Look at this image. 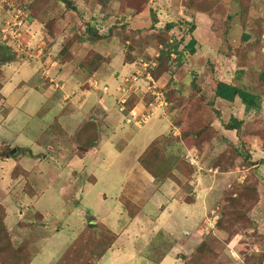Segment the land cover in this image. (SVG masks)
<instances>
[{
	"label": "rangeland",
	"instance_id": "1",
	"mask_svg": "<svg viewBox=\"0 0 264 264\" xmlns=\"http://www.w3.org/2000/svg\"><path fill=\"white\" fill-rule=\"evenodd\" d=\"M8 25L16 27L6 37ZM58 37L53 51L51 39ZM193 40L195 53L190 54ZM8 46L9 54L2 51ZM162 50L172 54L163 58L161 69ZM37 51H43L44 67L35 59ZM128 54L135 57L131 64ZM47 56L79 64L67 75L70 84L74 72L80 74L74 84L89 75L108 81L112 76L119 84L113 89L109 81L110 94L123 93L121 105L132 96V81L124 78L135 75L140 60H156L153 73H163L154 79L170 98L169 106L132 115L131 124L136 118L134 125L142 126L137 131L125 124L116 99L104 94L107 88L100 85V92L92 91L94 77L84 85L91 90L68 83L56 89L46 79L52 76ZM84 62L93 65L86 69ZM24 70L30 72L27 78L21 76ZM1 77L7 82L6 94L22 79L28 88L20 86L0 97V264H264V0H0ZM217 80L258 96L260 110L247 112L239 98L233 103L216 99ZM43 84L48 98L36 91ZM136 88L144 96L145 89ZM85 93L93 99L81 109L73 99ZM66 95L72 100L64 102ZM100 98L115 121L106 118ZM231 118L243 121V133L225 128ZM209 120V134L214 133L202 153L177 143L182 131L178 125L198 129ZM95 121L103 133L116 136L103 137L101 150L87 152L96 129L89 124ZM84 128L90 133L80 134ZM131 128L137 133L134 138L121 132ZM163 134L164 158L155 163L160 176L154 177L162 184L177 172H198L191 182L184 176L188 181L183 179L181 186L186 202L196 197L209 213L204 226L209 235L200 247L184 228L173 230L159 212L137 226L138 220L133 227L129 224L126 199L142 207L152 198L151 185L136 191L129 187L145 173L134 164V156ZM129 141L133 148L123 158L128 163L116 166L120 149L129 148ZM180 154L191 168L180 162ZM121 184L125 187L120 194ZM160 201L155 194L150 211H157ZM195 217H202L201 212ZM196 226L192 223V231ZM173 248L178 250L175 258L157 260Z\"/></svg>",
	"mask_w": 264,
	"mask_h": 264
},
{
	"label": "crops",
	"instance_id": "2",
	"mask_svg": "<svg viewBox=\"0 0 264 264\" xmlns=\"http://www.w3.org/2000/svg\"><path fill=\"white\" fill-rule=\"evenodd\" d=\"M39 34H40V36L42 38V30H40ZM59 38L60 37L55 38V39H51V41H52L51 47H55L54 49H52L53 51H56L57 48H58V40H59ZM31 53H32V55H30V57L35 58L34 57V53L33 52H31ZM42 53H43V51H37V55H39V56H36V58H35V59H38L39 64H40V67H44L43 60H45V59L43 57L41 58V54ZM24 62H26V61H24ZM47 62H51L50 64H51L52 69L50 71L52 73V76H47L46 79H50L49 80L50 82L56 83V85H55L56 86V89L63 90L65 88L66 84L68 83L67 85L72 86V87H76V88H80L82 91L83 90H91L90 88L89 89L88 88L87 89L84 88V85L88 84V82H90L89 79H91L92 77H94L93 78V82H94V86L95 87L92 88V91L100 92V90H99L100 85L103 88H107V92L104 93V94L105 95H111L112 97H114L116 99V102H117L119 111L122 114L125 115V124L128 125V126L131 125V127L135 128L137 131L142 130V126H139V128H138L137 126L134 125V121H135L136 118L133 119V124H131L132 115L134 117L135 114H138L137 112L145 111L147 108H150V106L154 103L155 98L152 95V92H153V89L152 88H154V90H156V92H163V87L160 85L161 82L160 81L157 82V80L154 79L152 73H151V75H152V78H153V82L148 81L147 78H145V74L143 73L144 70H141L140 72H142V73L139 74V77L142 79V81H138L137 80L136 82H134L135 84H133L131 82L129 84L130 85H133V86H137L139 88H142V91L145 89L144 90V96H140V94L137 93V88H136V91L135 92L130 93V96L133 95V94L136 95L138 97L139 101L129 111L127 109L126 104H127V102L129 101V99L131 97L128 98V100L126 101L125 104L121 105L118 99L121 98V96L123 95V93L118 94V96L115 95V92H113L112 94H110L111 89H110L109 86L112 85V87L114 89L119 84L118 82H114V78H112V76L108 77L110 79L109 81L111 83H113V84L110 83L111 85L109 84L108 79L103 80L101 78L102 79L101 80V79L98 78V75L97 74H95V75H89L88 77L83 74L82 76H85L86 78H84L82 81H77L76 82L77 84H74L75 83V79H78L79 78V75H80V74L74 72V74L71 76L74 81H73L72 84H70L69 82H67L68 81V78H69L67 75H70L69 73H73V71H75L76 68H75L74 64L75 65H79V64H76L75 61H69V60L63 62L60 59H55V58L53 59L50 56H47ZM66 64L68 66H65ZM82 67H85L86 69H88V64H86V62H84L83 65H82ZM132 67H134V66H132ZM133 71L134 70H132V72ZM61 72H62V74H61ZM10 74H11V78H12L14 74L13 73H10ZM115 74L116 73H114V76H115ZM29 75H30V72L29 71H25L24 70L21 73V76L24 77V78H27ZM39 76H40L39 79L42 82L44 80H46L44 78L45 74L39 73ZM66 79H67V81H66ZM57 80H59V81L57 82ZM124 81H126L125 78H124ZM6 84H7V82L1 77V80H0V86H1L0 94L2 95L3 98H4V96L6 97V96L11 95V94H14L18 90H20L19 89L20 86L22 88L26 89V90L28 88L27 81L22 79V81L20 82V84L18 85V87L15 88L13 90V92H9L8 94H6L5 93ZM43 85H44V87L42 86V88H41L42 90H39L40 87H36V91L39 92V93L44 94L48 98L49 95L47 93L49 91L46 89L45 84H43ZM1 91H2V93L4 95L1 93ZM50 93H51V91H50ZM163 94L165 96V93L164 92H163ZM148 95H150L151 97H153V102L150 103L149 105H147V102H146V100H147L146 97ZM68 99H71L68 95H66V96L63 97V101L64 100H68ZM92 99L93 98L89 94L85 93V94H82L79 97H76L75 99H73V103L74 104H81L82 105V108L81 109H84L86 106H88V105H90L92 103ZM165 100L167 102L166 96H165ZM98 102H99V106L101 107V109L106 113L105 114L106 118H108L111 121H115V119H117V118L110 117V116L107 115V113L109 112V109L106 106L105 100H103V99L100 98L98 100ZM168 106H169V103L167 102V106H165L164 108H166ZM121 121L124 122V120H121ZM159 121H162V120L159 119ZM89 127H92V128L96 127V129L95 128L93 129V130H95L94 131L95 136L93 138L94 139V143H91V145L89 147V148H92V149H90V150L88 149L87 152H89L91 150H95V149L101 150V148L103 146H105L103 144V137L105 139L107 137V139L110 140V139H113L116 136V134L109 136V134L103 133V131L96 125V121L93 122L92 124H89ZM169 127H171V126H169ZM84 130H88V129H85L84 128L83 130H80L79 133L81 134ZM134 131L135 130L132 129V130H122L121 132L122 133H127L128 132L127 133V137L128 138H131V137L134 138V136L137 134ZM87 132L90 133V130H88ZM87 132H83V133L85 134ZM102 134H104V135L102 136ZM163 135L166 136V134H163ZM175 135L178 136V134H176V133H175ZM112 136H114V137H112ZM160 136H162V135H160ZM160 136H158V137H160ZM157 138H155L153 141H155ZM153 141H151L147 145H145L147 147L145 148L144 151H143V149H144L145 146H143V148L139 152H137L135 154L134 159H133L134 160L133 162H134V164H137V167H138V165H140V162H139L140 157L145 153V151L149 148V146L151 145V143ZM107 142L110 143L109 141H107ZM128 146H129V148L120 149L119 158H118V161H117V165L116 166H118V165L121 166L124 163H126V164L128 163V162H125L126 160L123 159V158L125 156L129 155V153H130L129 149L130 148H133L131 146V141H129ZM137 149H140V147L137 148ZM112 152L115 153L116 151H112ZM140 167L142 168L141 171L145 172L139 178H137V180H139L140 183H133L132 182V184L129 185V187L131 188L132 191H136V190H141L145 186L151 185V187H152V192H151L152 193V198L148 201L147 205H144L142 207H139L137 203L131 202L128 199L125 198L127 200V202H128V205H132L133 206V208L132 207L131 208H128L127 207L128 211L130 212V219H129L130 226L133 227L134 223L137 220L138 221L136 222V226L138 225V222L139 221H148L153 215L156 214V212H159V215H162L163 218H165L166 220L172 222L171 223V226H172V229L173 230H175V228L177 226H180V227L184 228V231L183 232L186 231L185 232V235L187 237H189L190 240H194L193 243L196 244V245H199V247H200L204 243L206 237L209 235V232L206 231V230H204V226L206 224L205 223V219L208 218V214L209 213H208V210H206V205H202L201 201L195 202L194 199L196 197H194L193 201H191L190 203H188V202L185 201L184 196L186 194L182 190V186L179 185L177 183V181H180L182 183V185H185L186 182H183L184 181L183 179H186V178L181 173H178L177 172L176 174H173V176H175L177 178V181L171 179V177L168 180V178H169L168 177L165 181H162L163 183L161 184V181L158 182L153 175H151L148 171H146V169H144L141 165H140ZM116 169H118V168L116 167ZM138 169H140V168H138ZM177 174L181 175L182 177L181 178L177 177L176 176ZM194 174L195 175L193 176V178H191L190 182L191 181H194L195 179H197L196 176L198 175V172L197 173L195 172ZM124 179L125 178H123V180ZM123 180L121 179V183L123 182ZM186 181H188V180L186 179ZM124 187H125L124 184H121L120 185V188H119V193L120 194L122 193ZM155 194H159L160 195V200L161 201H160V204L157 207V211L155 210L154 212H152V211H150L148 205L150 204V201L152 199H154ZM208 196H206V197L208 198ZM210 196H212V195L210 194ZM119 199H120V201L122 203H124L123 200L121 199V197ZM162 202H164V204H163L164 206L163 207H165V209L161 207ZM210 202H211V200H210ZM204 209L206 210V214L205 213L203 214ZM195 210H196V212H195ZM163 211H164V214H162ZM210 211L212 212L211 209H210ZM200 212H201V216L202 217H200L198 219L195 216L197 214H199ZM159 220L161 221V219L159 218L157 220L158 223H160ZM194 222H197V226L192 231L191 227H192V223H194ZM99 226H102V228L105 229V230L107 228L103 224H101ZM209 227H212V224L211 223H209ZM158 250H160V249L158 248ZM198 250L200 251V248ZM164 251H167V252H163L161 254V257L159 259H157V260L159 262L163 261L165 263H168L169 260L175 258V256H176V253L175 252L178 251V250L176 248H173L172 250L171 249L170 250L165 249ZM185 257L183 255H180L178 258L182 261V260H185ZM195 263H197V260L195 261Z\"/></svg>",
	"mask_w": 264,
	"mask_h": 264
},
{
	"label": "trees",
	"instance_id": "3",
	"mask_svg": "<svg viewBox=\"0 0 264 264\" xmlns=\"http://www.w3.org/2000/svg\"><path fill=\"white\" fill-rule=\"evenodd\" d=\"M63 1H67V0H63ZM172 27H173V25H170V24L168 25V29H172ZM163 42H165V41L163 40L162 43ZM194 44H195V41L193 40L188 45V49L190 50V52H189L190 54L195 53ZM9 49H10L9 47H5V50L3 49L2 51H4V52L6 51V53L9 54L10 53ZM171 54H172V50H167L166 52L164 50H162V52L160 53L161 58L159 60L161 61V63H160L159 68L162 69L165 67V63L162 60H163V58L165 60H168L170 58ZM128 56H129L128 58H130V57L134 58V59L130 58V60H129L130 64L133 63L135 61V57L131 56L130 54H128ZM13 59H14V56L11 57V59L9 61H12ZM159 60H158V62H159ZM91 65H93L92 62L88 64V69L90 68ZM154 71H156V69ZM153 72H152V75L154 78H158L155 76H158L159 74L163 73V72H156V73H153ZM263 79H264V77H263ZM217 82H218L217 87H216V90L214 91V95H215L216 99H220V100H223V101L228 102V103H233L237 98H239L241 100L242 104L246 107L247 112H249L251 110H258V111L260 110V107H261L259 104L260 98L258 96H256L255 94L250 93L246 89H244L238 85H235V84L226 83L224 81H218V80H217ZM193 87L195 88V90H197V92L201 91V93H202V88L199 85L195 84V85H193ZM0 89H1V86H0ZM204 96L205 95L203 94L202 99H205ZM0 97H1V99L3 98L1 94H0ZM166 98H167V102L169 103L170 98L169 97H166ZM138 101H139L138 97L133 94L126 104L127 109L130 111L138 103ZM146 102H147V105L152 103L153 97L148 95ZM198 102H199V100H198ZM201 110H202V113L205 112L203 107H197V112H199ZM242 123H243L242 120H239L237 118H231L230 122L228 124H225V128L227 130L237 131V133L240 134V133H243L241 131ZM177 127L179 130H182L180 137H176L177 143H182L186 146H189L190 150H195V151H198L199 153L203 152L205 143L206 142L209 143L211 136L214 133V130L212 129L213 131H211V133L209 134V130L211 127V121L210 120L198 129H196L195 127H192V128H189V130H183L181 124L178 125ZM165 138H167V137L162 135V136L158 137L155 141H153L151 143V145L149 146V148L145 151V153L140 157V160H139L140 165L153 176H156V175L160 176L158 168L155 167V163L158 165L161 162H163L162 159L164 158V151L165 150L163 149L164 146L160 147V144L161 143L163 144L162 141ZM188 141L190 143L193 142V144L188 145V144H190V143H188ZM146 153L149 155V157L146 156L147 155ZM180 155L182 156V154H180ZM143 158H145V159L143 160ZM180 162L187 163V165L190 166V168H191V164L190 163L188 164V162L185 161V158L182 159V161H180ZM179 164H181V163H179ZM182 174H184L183 176H185L186 178L189 177V180H191L192 175L194 173L192 175H190V173L185 174L182 172ZM170 177H171V179L177 181V178L175 176H170ZM177 183L179 185H181L180 181H177ZM183 186H185V185H183ZM124 201L126 202V200H124ZM131 207L133 208L132 205H129V208H131Z\"/></svg>",
	"mask_w": 264,
	"mask_h": 264
},
{
	"label": "built area",
	"instance_id": "4",
	"mask_svg": "<svg viewBox=\"0 0 264 264\" xmlns=\"http://www.w3.org/2000/svg\"><path fill=\"white\" fill-rule=\"evenodd\" d=\"M19 25H20V23H19ZM8 26L9 27H7L6 30L3 31V33L6 35V37L8 34L10 35L12 33V28L16 27V26L11 27L10 25H8ZM156 67H157V63L155 61L146 62V61L140 60L138 69H136L137 72L134 71L133 74H135V75H133L130 79L128 78L126 81L127 82L132 81V83L136 82L139 78V74H140L139 71L144 70L143 73L145 74V78H147L148 81L153 82V78H152L151 73ZM152 89H153L152 95L154 96L155 101L150 106V108L155 111V110H157V108L159 106L167 105V102L165 100V96H164L163 92H156V90H154V88H152ZM135 91H136V86H133L130 93H133Z\"/></svg>",
	"mask_w": 264,
	"mask_h": 264
},
{
	"label": "water",
	"instance_id": "5",
	"mask_svg": "<svg viewBox=\"0 0 264 264\" xmlns=\"http://www.w3.org/2000/svg\"><path fill=\"white\" fill-rule=\"evenodd\" d=\"M15 153H16V150H13V151L11 152L10 155L12 156V155H14Z\"/></svg>",
	"mask_w": 264,
	"mask_h": 264
},
{
	"label": "clouds",
	"instance_id": "6",
	"mask_svg": "<svg viewBox=\"0 0 264 264\" xmlns=\"http://www.w3.org/2000/svg\"><path fill=\"white\" fill-rule=\"evenodd\" d=\"M21 51H23V50H21ZM20 53H22V52H20ZM154 61L156 62V60H154ZM153 71H154V70H153ZM153 71H152V72H153ZM153 97H154V96H153Z\"/></svg>",
	"mask_w": 264,
	"mask_h": 264
}]
</instances>
